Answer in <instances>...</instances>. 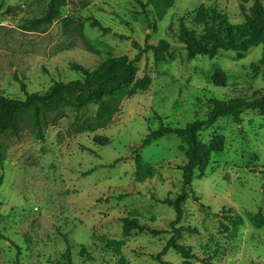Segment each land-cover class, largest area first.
<instances>
[{"label":"rangeland","instance_id":"374dc122","mask_svg":"<svg viewBox=\"0 0 264 264\" xmlns=\"http://www.w3.org/2000/svg\"><path fill=\"white\" fill-rule=\"evenodd\" d=\"M48 1L0 0L4 97L23 100L20 83L30 94L54 82L81 80L71 64L92 71L109 58L132 60L138 53L132 41L143 49L166 40L175 52L161 63L151 53L141 55L135 78L148 76L149 87L124 99L103 129L85 130L96 113L89 102L43 125L41 139L26 114L19 117L17 137L0 134V264H64L66 246L72 264H159L174 219L161 201L180 193L185 157L174 135L143 149L141 141L160 122L182 128L203 118L208 100L247 98L264 89L262 48L190 58L176 40L180 19L197 29L190 17L200 5L242 23L241 0H172L161 17L150 0H64L52 23L29 30L28 22L43 16ZM93 21L110 32L93 27ZM215 70L224 74V87L213 85ZM240 119L236 124L220 118L198 133L215 151L203 174L195 173L193 195L187 192L176 226L194 231L182 232L178 241L193 258L184 261L169 249L162 261L264 264V115L246 111ZM101 138L104 146L95 142ZM254 214L263 218L261 225L248 220ZM237 216L242 222L233 228L230 218ZM122 219L158 233L124 234Z\"/></svg>","mask_w":264,"mask_h":264},{"label":"trees","instance_id":"16d2710c","mask_svg":"<svg viewBox=\"0 0 264 264\" xmlns=\"http://www.w3.org/2000/svg\"><path fill=\"white\" fill-rule=\"evenodd\" d=\"M248 1L251 2V5L245 8L244 4ZM159 2L162 3V7L153 0L149 1L154 7L155 14L161 17L164 10L171 6L172 0H160ZM63 4L64 0H49L43 16L30 20L28 29L33 31L52 23ZM239 12L243 22L232 24L225 13L215 8L200 5L190 17L191 24L199 31L189 29L180 19L176 40L190 58L206 56L208 59H213L219 51L240 54L252 47L260 46L262 48L260 62L264 65V7L260 0H241ZM92 26L105 33L110 32L109 29H104L98 21H93ZM170 28L171 25L168 29ZM132 45L138 51L132 60L109 58L92 71L71 64L70 70L79 73L82 76L81 80L67 83L54 82L43 93L30 94L25 92V86L20 83V91L24 96L23 100L7 98L0 94V134L8 131L13 137H17L19 135V117L26 114L36 130V135L41 139L43 125L60 119L65 109L71 108L79 111L89 102L96 105V113L93 118L85 123V130L94 132L105 128L124 99L146 91L150 85L151 80L146 75L135 78L134 64L139 61L141 55L151 53L153 61L161 63L173 57L175 52L166 40H159L155 45H146L143 49L133 41ZM212 83L216 87L225 86V76L220 70H215ZM205 104L207 111L203 118L195 117L182 128H173L160 122L155 129L147 130L148 133L139 147L143 149L153 141L167 135H174L180 139L183 145L185 163L180 167L181 191L173 199L165 198L161 201L162 204L172 208L174 219L169 223L171 235L158 255L159 264H168L162 261L161 257L169 249L177 253L184 261L193 258L190 248L178 241L182 232L194 231L176 226L181 220L182 205L187 199V192L190 191L191 181L195 173L203 174L209 162L210 153L215 151L211 145L199 141L198 133L211 127L220 118H230L234 123L239 124L241 114L246 111H258L264 115V89L253 92L247 98L235 97L222 101L208 100ZM95 142L100 146L106 144L104 138ZM2 162L3 156L0 150V165ZM190 193L193 195L192 191ZM248 220L255 226H259L263 222V218L259 214L250 215ZM241 222L242 219L238 216L230 218V224L233 228H236ZM121 223L124 234L133 230L147 232L150 235L158 233L133 220L122 219ZM64 258V264H72L68 246H66Z\"/></svg>","mask_w":264,"mask_h":264}]
</instances>
